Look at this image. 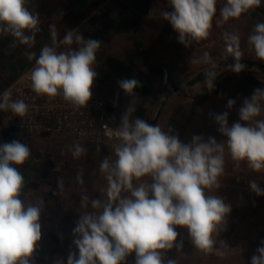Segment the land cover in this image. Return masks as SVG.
Masks as SVG:
<instances>
[{"label":"clouds","instance_id":"obj_1","mask_svg":"<svg viewBox=\"0 0 264 264\" xmlns=\"http://www.w3.org/2000/svg\"><path fill=\"white\" fill-rule=\"evenodd\" d=\"M171 10L161 12L178 33V40L186 47L193 41L209 37L217 13V0H168ZM262 0H226L219 9L217 25L238 19ZM30 0H0V34L11 35L20 44L33 47L39 31V15L29 8ZM51 45H44L38 56L26 53L29 61L35 59L30 71L31 89L49 99L60 96L74 108L87 107L92 98V87L97 77L95 64L101 42L85 40L76 30L67 31L58 40L54 26ZM226 51L235 59L230 71L240 73L245 69L240 51V34L224 32ZM247 43L256 57L264 61V22L254 25ZM76 45L75 48L71 47ZM59 45H67L58 50ZM205 52L192 63H209ZM218 73L205 71L204 88L214 89ZM136 79L118 82L127 95H135ZM201 91V90H200ZM10 90L0 94V110H11L24 117L28 105L20 99L13 100ZM235 101L229 99L231 109ZM135 111L130 105L118 127H104L114 134L115 159L105 156L100 172L107 181L106 199L83 196L81 206L85 211L73 229V243L78 249L70 253L66 264H126V258L135 254V264H176L167 253L183 247L178 240L177 228L187 230L192 245L201 252L212 253L216 236L225 230L231 205L219 195H207L206 190L221 187L219 177L224 172L225 143L231 159L246 162L256 173L264 172V119H256L264 111V88L254 90L245 98L239 109V120L228 125V113L216 114L218 131L226 141L217 143L214 137L194 135L190 143H182L172 130L161 129L158 124L132 119ZM74 158L81 157L86 149L79 144L71 149ZM28 145L13 140L0 144V264H33L37 242L41 240V204L25 203L21 198L24 175L17 166L30 158ZM77 181L83 183L82 175ZM62 187V183L58 181ZM250 189L264 195L255 181ZM220 244L229 247L220 240ZM56 264H64L58 260ZM250 264H264V242L256 249Z\"/></svg>","mask_w":264,"mask_h":264},{"label":"crops","instance_id":"obj_2","mask_svg":"<svg viewBox=\"0 0 264 264\" xmlns=\"http://www.w3.org/2000/svg\"><path fill=\"white\" fill-rule=\"evenodd\" d=\"M29 8L40 20L33 47L20 44L10 34H0V93L35 62V59L29 61L26 53L34 52L38 56L44 45L52 44L50 26L55 27L58 40L67 31L76 30L85 40L100 41L95 71L101 64L106 66L101 84L107 90L101 96L111 100L109 88L120 89V80L136 79L139 83L135 95L125 93L126 99L133 100L131 105L135 111L131 118L158 124L164 131L170 128L182 143H190L194 135L203 136L205 140L214 137L217 143L226 141L218 131L214 116L227 112L229 126L234 122L245 123L239 120L244 99L250 98L255 89L264 88V73L257 67L245 68L240 73L222 67L211 91L204 88V80L190 84L197 73L212 68L210 63L219 56L210 55L211 60L206 64L192 63L203 55L192 44L186 47L180 43L178 33L162 18V11L171 10L168 0H30ZM258 22H264V0L260 6L242 14L233 30L244 39ZM189 76L192 78L185 80ZM126 99L119 98L117 105L113 104L116 110L112 112L119 120L130 106ZM229 99L235 101L231 109L227 107ZM256 119H264V111ZM13 140L28 145L31 150L25 164L17 166L24 175L21 198L25 203L41 204V236L60 234L62 228L54 225V221L70 220L73 214L79 219L85 211L81 202L68 204L53 195L54 189L58 188L53 182V157L63 161L58 155L54 156L53 142L64 143L69 139L19 133L5 127L0 118V144ZM224 156V172L218 178L221 187L206 190L207 195H219L231 205L225 230L221 229L215 237L217 250L212 252L214 257L205 258L210 253L195 248L187 230L177 228L178 240L183 241V247L167 253L176 264H250L245 258L251 261L248 256H253L264 242L260 235L258 238L264 220V195H257L249 186L255 181L264 189V172H253L246 162H239L237 166L226 143ZM88 209L93 211L90 204ZM240 236L255 241L251 242L255 244L251 245L248 254L233 255L231 247L220 244L223 240L229 246L233 237ZM33 264L39 263L34 261ZM126 264H135L134 253L126 258Z\"/></svg>","mask_w":264,"mask_h":264},{"label":"built area","instance_id":"obj_3","mask_svg":"<svg viewBox=\"0 0 264 264\" xmlns=\"http://www.w3.org/2000/svg\"><path fill=\"white\" fill-rule=\"evenodd\" d=\"M225 2L226 0H217V13L209 37L191 43L194 49L202 55L207 52L209 56L234 59L226 51L223 33L234 31L233 26L238 19H231L220 25L216 23L217 20L221 19L219 9L224 6ZM247 40L248 37L240 40L241 60H251L264 65V61L259 60L254 49L249 47ZM67 47L69 46L59 45L58 50L62 51ZM71 47L75 48L76 46L74 44ZM213 63L210 64L214 67ZM34 65L35 62L5 89L11 91L13 100L20 99L28 105L26 116L19 117L11 110H0L3 125L16 132L34 136L45 134L52 137L60 136L66 139L80 140L91 147L105 149L114 154L113 144L116 142L114 134L110 133L104 126L107 125L108 128L115 129L119 126L121 120L110 110L109 104L98 96L94 84L91 89L92 98L87 107L77 109L65 102L60 96L49 99L47 96L37 95L32 91L29 75ZM96 73L98 79H103L106 66L101 64ZM260 237L264 241V220L261 222ZM251 242L255 241L247 238L241 239L235 248L241 253L246 252Z\"/></svg>","mask_w":264,"mask_h":264},{"label":"rangeland","instance_id":"obj_4","mask_svg":"<svg viewBox=\"0 0 264 264\" xmlns=\"http://www.w3.org/2000/svg\"><path fill=\"white\" fill-rule=\"evenodd\" d=\"M227 59L229 58L222 56L215 59L213 61V68H216L219 66V64H221V68L224 67L225 69H228V65L223 64L227 62ZM191 78L192 77L189 76L185 78V80H190ZM103 82V79L99 80L98 78H95L93 82L94 88L98 96L104 98V100L108 102L110 110L114 111L116 109H114L115 107H113V104L117 105V100L119 98L124 97L126 99L125 92L122 89L113 86L108 90L109 96L111 98V100H109L106 97L101 96L104 91H107L106 86H104V84H101ZM126 100L127 104L129 105L133 103V100H131L129 97ZM59 141L60 140H55L53 142L54 156L58 155L59 158L63 159L62 162H59L55 157H53V182L54 187H58L53 191L54 198L68 204H70V202H81L83 196H88L89 201H91L92 199L105 200L107 198V181L104 178V174L100 172V164L105 156H109L112 160H114L115 155L108 151L91 148L75 139H69L64 143ZM76 144H79L86 149V152L79 158H74L71 152V149ZM78 174L82 175L83 183L77 181ZM58 181L62 183V187L58 184ZM85 211L91 212V210H89L88 208L85 209ZM75 216L76 214H73L70 220L54 221V225H58L62 228L60 234H54L52 236L45 237L41 236V240L37 242V247L32 258L33 262L36 261L39 264H47V262L48 264H56L58 260H63L64 264H66L67 258L70 253H76L78 255V249L73 243L75 239L73 235V229L75 228L79 220L75 219ZM260 233L258 234V238ZM245 238L246 237L243 236L232 238L231 243H229V247H231V252L233 253V255H245L251 251V245H254L255 243H251L248 246V250L243 253L235 250L234 248L236 247L239 240ZM254 254H256L255 251ZM212 255L213 253H210L205 258L208 259L209 257H212L210 259H213L214 256ZM249 257L252 256L250 255L248 256V258ZM245 260L247 262H250L249 259L247 260V257L245 258Z\"/></svg>","mask_w":264,"mask_h":264},{"label":"water","instance_id":"obj_5","mask_svg":"<svg viewBox=\"0 0 264 264\" xmlns=\"http://www.w3.org/2000/svg\"><path fill=\"white\" fill-rule=\"evenodd\" d=\"M243 63H244V64L251 65V63L248 62V61H244ZM230 64H234L233 61H231ZM220 68H221V64H219V66L216 67V68L204 69V70L200 71L199 73H197V74L193 77V79L190 81V84H192V83H196V82H201V81L205 80V76H204V72H205V71H210V70H212V69H215V71L218 73V72L220 71Z\"/></svg>","mask_w":264,"mask_h":264},{"label":"trees","instance_id":"obj_6","mask_svg":"<svg viewBox=\"0 0 264 264\" xmlns=\"http://www.w3.org/2000/svg\"><path fill=\"white\" fill-rule=\"evenodd\" d=\"M231 61H233V63H235V59H231V58H229V59H227V62H226V63H223V64H224V65H228V66H229V65H232V64H230ZM244 61H248V62H250L251 65L244 64V63H243ZM240 62H241L242 64L245 65V68L257 67L262 73H264V65L261 64V63H257V62L251 61V60H241Z\"/></svg>","mask_w":264,"mask_h":264}]
</instances>
